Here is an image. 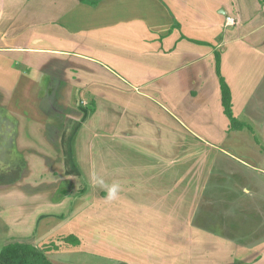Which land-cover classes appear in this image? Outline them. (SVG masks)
<instances>
[{"label":"crops","instance_id":"0c3cea01","mask_svg":"<svg viewBox=\"0 0 264 264\" xmlns=\"http://www.w3.org/2000/svg\"><path fill=\"white\" fill-rule=\"evenodd\" d=\"M46 1L0 0V166L9 163L8 157L14 150L23 158L21 172L13 175L9 182L0 183L3 227L6 223L8 231L14 234L22 227H29L33 232L40 211L43 217L47 216L43 211L46 209L55 220L60 213L68 215L62 224L55 229L53 226L45 235H54L55 231L63 237L74 233L80 243L70 245L76 249L83 247L82 251L98 261L105 259L109 264H236V251L241 245L235 237L236 231L231 232L229 239L223 232L211 230L206 209L202 220H198V216L205 206H201L204 197L207 203V175L219 151L245 168L264 173V137L260 136L261 131L264 136V102L252 103L264 79V45L258 46L264 43V35L259 36L257 47L251 43L256 27L264 25V0H158L156 16L159 19L167 17L168 28L172 20L174 23L180 21L181 13L179 16L177 12L193 15L192 22L197 27L193 31L197 35L189 36L182 28L180 31L185 37L178 29L166 30V36H161L165 33L160 28L161 23L158 21L153 26L147 20L151 11H144L142 24L138 18H132L125 28H115L109 15L105 14L113 6L120 10L131 3L147 6L142 0H82L77 6L68 0H60L58 6L54 4L55 11L64 13L62 17L74 14L73 21H67V24L75 28L77 39L98 44V47L107 42L108 48L115 52L113 58L118 59L113 62V68L127 67L122 73L125 81H129L124 82V89L131 88L134 94H130L140 97L142 102L129 97L131 103L119 110L113 107L116 101L108 107L103 104L98 79L94 72L86 73L80 61L60 55L40 61L39 66L37 61L26 59L32 57V51L16 46L32 21L40 18L39 9L49 10L52 14ZM105 1L107 8H101ZM99 12L104 13L101 23H93V19L101 17ZM244 16L251 19L249 23L235 24V18L241 21ZM158 31L162 33L159 35ZM220 32L223 40L220 43L225 44L220 53V73L230 88L233 117L240 127L249 126L247 136L239 126L234 127L238 130H232L230 120L223 112L219 76L215 70L216 48L207 53H211L209 59L213 58L211 67L207 68V80L196 77L203 71L197 48L207 46L211 50L209 44L217 43L216 36ZM121 39L122 47L115 48L114 43ZM158 43L164 45L166 51ZM133 57L139 64L128 68V58ZM120 58L125 64L120 63ZM109 71L116 82L120 73ZM168 73L175 81L170 80ZM85 75L88 77L84 81ZM144 77L147 78L145 83ZM42 80L47 82L46 86L42 85ZM170 87L179 89V98L185 101L179 108L182 112L190 109V118L195 121L196 128H200L199 123L205 122V118L214 116L216 121H221V134L217 133L210 141L185 124L181 125L182 131L169 127L166 131V126L155 117V108L145 104L144 100L152 101L170 117L179 120L163 105L164 96L158 92ZM107 89L113 88L108 85ZM111 96L109 94L112 100ZM193 107L200 111L194 112ZM109 114L118 119L115 124L119 130L116 134L118 130L114 129L111 146L103 132ZM96 115L100 119H94ZM14 116L18 121L13 120ZM4 118L14 127L8 137L4 134L7 125L4 126ZM83 118L87 119L84 124L92 133L90 143L81 140L84 138L85 125L80 123ZM73 120L76 125L69 129L67 123ZM49 130L53 131V136L48 134ZM24 131L40 136L51 152L40 150L36 141H28L24 146L20 141ZM232 131L239 132L231 136ZM221 138L230 140L235 146L233 151L250 160L218 148L217 141ZM169 140H177L172 142L176 143L175 147L171 145L164 150V142ZM33 155L42 156L45 178L34 173L30 163ZM70 155L76 159L69 162ZM55 172L62 176H56L58 180L66 183V188L59 190L57 199L45 202L36 198L37 193L25 192V188L34 187L37 180L51 182ZM165 172H168L167 176ZM114 185L118 190L112 197L109 190ZM82 200L90 201L88 208L76 209V204ZM67 201L70 202L68 208H63ZM87 217L91 218L89 240L83 229ZM42 223L51 226L55 222L47 219Z\"/></svg>","mask_w":264,"mask_h":264},{"label":"rangeland","instance_id":"374dc122","mask_svg":"<svg viewBox=\"0 0 264 264\" xmlns=\"http://www.w3.org/2000/svg\"><path fill=\"white\" fill-rule=\"evenodd\" d=\"M47 1H48L47 3L48 5L46 3L45 4L47 6L50 5L49 8H51L52 14H50L51 11L49 10L39 9L37 14L40 16V18H36L35 20L32 21L30 28H28V30L24 33V35L20 38V41L16 45L17 47H20L24 51H32V52L35 51L33 53L30 52L31 53L30 55L32 57L30 58L27 57L26 59H29L28 61L30 62L37 61L38 63L37 65L39 66L41 64L40 61H46L49 59V57L60 56V55H63L64 58H71V59L78 60L84 65V69L86 73L92 74V72H94L93 75L98 79V82L100 83L99 95L101 99L103 100L102 102L105 106L108 107L112 101L114 102L116 101V104L114 103L113 107L119 110L123 106H125L126 103H131V101H129L130 100L129 97H131L132 100L137 99L138 101H140L139 103H141L142 99L138 96L132 95L134 93L131 92V88H127L126 90L124 89V82L126 83L128 80L126 79L125 81V77H124L125 75L122 73H124V70L127 67H123V68L119 67L117 69L113 68L114 66L113 62L118 59L113 58V54H115V52H112V50L108 48L109 44L107 42H102L100 47H98V44L92 45L89 42L83 41L79 38L77 39V33L75 31V28H71L67 24V21L69 22L73 21L74 14L62 17L64 13H60L57 10L55 11V6H54V4L57 5V3L60 2V0H47ZM62 1L65 2L66 0H62ZM68 1L69 3L71 2V5H75V6L79 5V2L82 3L81 2L82 0H68ZM142 1H144L147 4L148 8L147 6L144 7V4L137 5L135 3H131L132 5L120 7L121 10L118 8V6H113V8L109 11V13H105V14L109 15V17L111 18V23H113L115 28H118L121 26L125 28V24L127 23V21L130 20L131 22L132 18H136V19L138 18V22L142 24L143 23L142 19H144L143 18L144 11L145 12L151 11L152 14L148 15L147 20L149 21V24L150 25L153 24V26H155V24L158 21L161 23L160 28H162V30L165 32L161 36L165 37L167 34V31L173 32V29H178V32L181 33L180 30L182 28L186 31V33L189 36L197 35V33L193 31L197 27H196V24H193L192 22L193 20L192 14L187 15L186 12H182V11L177 12L179 16L181 13L180 21L177 20L176 23H174L172 20L168 28L167 27L168 24H166L168 18L166 17L165 19L164 18L159 19L156 16L155 12L156 10H159V5H160L157 2L158 0H142ZM106 3L107 1L103 3L101 8H107ZM94 11H97V10H94ZM136 13H137V17H136ZM43 14L45 15L41 17V15ZM65 14H69V12H65ZM100 14L101 12L98 13V15ZM103 16H104V13L101 14L100 18L93 19L92 15L91 14L89 15V17L95 20V22L93 23H99V24L101 23V19ZM244 17H245L244 20L241 18V21L235 18L234 19L235 24H237V22H243V21H245V24L249 23L251 19H249L248 16H244ZM108 24H109V19H108ZM103 28L106 31H108L106 27H103ZM152 31H155L154 28H152ZM161 33L162 32L158 31L159 35ZM181 34H182V37H185L183 33ZM262 35H264V25L260 24L256 27L254 33L252 34L253 39L251 43L257 47L258 38L259 36H262ZM221 38H222V32H220L216 36L217 43L209 44L211 50L208 49L207 46L205 47L200 46L199 48H197L200 50V55L198 56V60L201 61L199 62L201 63L203 67L202 69L203 71L200 72L198 75H196L197 79H200L201 77V79L204 78L205 80H207V68L208 66L211 67L210 63L213 61V58L209 59V56L211 55V53L208 55L207 53L212 52L214 48L218 49L220 53L225 49V44L221 45L223 42ZM227 38L230 39V37H227ZM185 40L189 41L188 38H185ZM220 41L222 42L220 43ZM122 43L123 41L121 39L120 41H117L114 43V47L117 49L121 48ZM158 45L159 46L161 45L160 46L161 49L165 50V48L163 47L164 45H162L161 43H158ZM262 45H264V43L258 46H262ZM44 50H48V51H44ZM64 52H69V53L65 54ZM163 53H166V52H163ZM212 57H213V54H212ZM123 58H120L121 64L124 63ZM28 61H26L25 63H27ZM128 61L130 63L128 65V68L136 67L139 64V60L135 57L131 59L128 58ZM37 65H35V67H37ZM260 68L262 67L260 66ZM91 69L93 71H91ZM111 69L112 71L116 73H120L118 74L119 78L116 79V82L114 81L112 77L113 75H111L109 71ZM205 69L206 71H204ZM167 76H170V74L168 73ZM86 77L88 76L87 75L84 76V81ZM169 78L170 80L175 81L173 79V76H170ZM146 79L147 78L144 77L142 81L145 83ZM46 84L47 82L42 80V85L46 86ZM108 85L111 88H113L111 91H109L108 89H107L108 91L106 90ZM88 92L92 94L91 91H88ZM130 92L132 94H130ZM158 92L162 96H164L165 100H162L164 101L162 102L163 105H166L169 109H171L172 111L170 110V112L174 113V116L180 120V121L175 120L172 117H170L168 113H166L167 111L165 112L160 107L153 105L152 101L144 100L145 104H148L152 109L155 108V111H154L155 117L158 120L162 121V124L166 126V131L168 129L167 127H169L170 129L175 128L178 131H182L183 127L181 125L185 124L188 127L195 129V131L198 132L199 134L208 137L207 139L210 141H213L210 138L217 137L216 136L217 133H219V135L221 134V130H219L221 127V121H216L217 117H214V116H210L208 120L207 118H205V122H200L199 123L200 128H196V126H194L195 121L193 120V118H190V115H192V112H190V109L187 111L184 110L182 112L179 108V106H182L185 103L184 100H181L179 98L180 97L178 93L179 89L176 90L173 87H170L169 89L162 88V91L158 90ZM126 93L130 95L128 94L126 95ZM109 94L110 96L112 94L111 96L112 100L109 99ZM37 95H38V92H36V98H37ZM113 97H115V99H113ZM258 100L259 101L263 100L264 102V79L260 85V90L255 96V99L253 100L252 103L257 102ZM85 101H87V99H85ZM90 111H93V108H90ZM193 111L199 112L200 109L193 107ZM206 117H207V110H206ZM36 118H39V117L37 116ZM109 118H110L109 122H106L107 126L105 127V129H103L102 127V129H103L104 135H107L108 141L110 142V146H111L112 139L114 136L112 135L114 132V129L118 130L117 129L118 125L115 124L116 120L118 119L111 115L109 116ZM6 119L7 118H4L5 120L4 126L7 124L5 126L4 134H6L8 137V135L10 136L12 135L14 127L10 123H7ZM50 119L52 120L53 118H50ZM94 119H100L99 115H96ZM13 120L15 122L18 121L17 116L15 117V119L13 118ZM82 120L83 122H80V123L83 124L84 126L85 125L84 122H86L87 119L83 118ZM67 125L69 126V129L71 128V125H72V129H73L76 123H74V120H73V121H70V123H67ZM33 128H36V127L34 126ZM248 128H249L248 125H246L243 128L240 127V131H242V133L247 136ZM232 130H238V129L236 128L234 129L233 127ZM47 132L50 136L51 135L53 136V131L49 130ZM238 132L239 131H232L229 134L231 136H234L235 134H238ZM83 133H84V138H82L81 140H83L84 142L90 143L93 139H92V133L91 131H89V127L87 124L84 127ZM117 133H119V130L116 132V134ZM27 134H30V133L24 131L22 133V136L20 137V141H23L24 146L26 145L28 141L29 142L36 141L39 144L38 148L40 150L51 152L50 147L48 149L45 145H43V143L41 142L40 136L30 134L31 136L28 137ZM260 136L264 137L262 131L260 133ZM221 139H222L221 141L220 140L217 141L218 148L221 147V148L227 149L228 151H230L231 153H234V155L239 158L250 160L248 156L239 155L238 152L233 151L232 148L235 146L232 144L230 140L225 139V138H221ZM0 140H2V138H0ZM81 140L77 142H80ZM173 141L175 142L177 140H169L168 142L165 141L164 150L172 147L171 145L175 147L176 143H172ZM240 141L244 142V140H240ZM248 141H251V139L248 138ZM261 144L263 143L261 142ZM226 145H228V147H226ZM89 156H91V152H89ZM54 157H57V156L54 155ZM72 158L70 155L68 158V161L71 162L76 159V158H73V159ZM8 160H9V163H7L5 167L0 166L3 168L0 170V183L6 182V181L9 182L10 180L13 179L12 178L13 175L16 176L19 172H21L20 169L22 168V165H23V158L22 156L18 154L16 150L13 151L11 157H8ZM41 160H43L42 156L33 155V157L30 159V163L33 167V170L36 176L45 178L46 173L43 169L44 164ZM63 161L66 162L65 156H64ZM68 168H69L68 164L66 163L65 169L67 170ZM164 174L167 176L168 172H165ZM59 175H60L59 172H55L54 180H57V181L52 180L51 182L46 181L45 183H41V181L37 180L34 187H30V188L23 187V188H25V192L27 193H34V192L37 193L36 198L38 200L44 199L42 201L50 202L52 201L51 199H57L59 197L60 189L63 190L64 188H66V183H64L65 181L58 180L60 177H62ZM56 176H59V178H57ZM207 176H208V179H207L208 182L206 181L207 203L204 197L202 199L201 206L205 205L206 207L205 206L202 207L201 214L198 216L199 217L198 220L203 219L204 210L206 209L207 223L210 226L212 231H216L217 233L223 232L225 234V237L229 239H231L232 237V235H230L231 232L236 231L237 234L235 237L237 241L241 244L240 247L236 251V255H235L237 256L235 259L236 264H264V173H261L258 170L256 171V170L245 168L241 166L240 164H238L237 162H234L232 159H230V157L226 156L222 152L220 153L219 151L217 154H215L212 168ZM73 180L75 181V179ZM245 189H248V191H246ZM82 201L83 202L76 204L77 206L76 209L80 210L83 207L84 209L88 208L90 201H84V200ZM69 204L70 202L67 201L66 203H64L65 206L63 208H68ZM45 210L46 209H43L44 213L47 216L43 217L42 212L40 211L37 217L38 221L36 222L33 232H32V229L29 230V227L27 229L26 227L24 228L22 227L20 231H15L17 234H14L12 233V231H8L9 226H7L6 223L3 227V220L0 218V249L8 242L23 241V242L32 243L35 246H37L40 251H43L44 253L47 254L48 259L54 264H109V262L105 261V259L98 261L97 259L92 257L90 254L85 253L84 251H82L83 247H79L80 249H76L75 247H72L71 246L72 244L70 245V243H67L63 239L64 237L61 235L62 233L57 234L56 233L57 231H55L54 235H45V232L53 228V226L55 229L56 227L60 225L62 221H65L64 219L68 215V214L60 213L59 216L58 215L55 216L57 217V220H55L51 216L52 214L49 215ZM87 218H85L83 221L84 223L83 229L87 231L86 238L87 240H89L91 237V234H90L91 233V218L90 217L88 219ZM47 219H52L55 223L51 226L49 224L48 225L43 224L42 220H47ZM59 219L60 221H58Z\"/></svg>","mask_w":264,"mask_h":264},{"label":"trees","instance_id":"16d2710c","mask_svg":"<svg viewBox=\"0 0 264 264\" xmlns=\"http://www.w3.org/2000/svg\"><path fill=\"white\" fill-rule=\"evenodd\" d=\"M215 70L219 76V84L221 91V104L223 112L229 118L232 127H240L241 124L233 117L231 111V92L228 84L220 73V52L214 49ZM67 243L78 245L80 243L78 237L69 234L63 238ZM0 264H54L51 262L47 254L40 251L37 246L29 242L13 241L6 243L0 249Z\"/></svg>","mask_w":264,"mask_h":264},{"label":"clouds","instance_id":"9594fccd","mask_svg":"<svg viewBox=\"0 0 264 264\" xmlns=\"http://www.w3.org/2000/svg\"><path fill=\"white\" fill-rule=\"evenodd\" d=\"M117 190H118L117 186L114 185V186L109 190V195L112 196V197H114V196L116 195V193H117Z\"/></svg>","mask_w":264,"mask_h":264}]
</instances>
